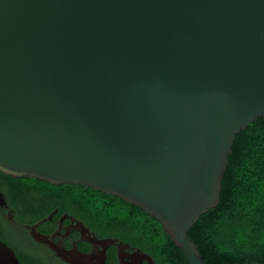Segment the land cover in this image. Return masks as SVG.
I'll return each instance as SVG.
<instances>
[{
  "label": "water",
  "instance_id": "obj_1",
  "mask_svg": "<svg viewBox=\"0 0 264 264\" xmlns=\"http://www.w3.org/2000/svg\"><path fill=\"white\" fill-rule=\"evenodd\" d=\"M263 117L264 0H0V172L133 204L189 264H207L189 230ZM34 238L67 264L116 245ZM0 264H21L1 240Z\"/></svg>",
  "mask_w": 264,
  "mask_h": 264
},
{
  "label": "trees",
  "instance_id": "obj_2",
  "mask_svg": "<svg viewBox=\"0 0 264 264\" xmlns=\"http://www.w3.org/2000/svg\"><path fill=\"white\" fill-rule=\"evenodd\" d=\"M0 186L19 208L20 219L35 214L36 222L53 208L69 204L98 235L137 246L156 264H189L159 222L118 197L1 172ZM188 235L207 264H264V117L236 137L220 202L200 217ZM18 256L23 264H42L37 256Z\"/></svg>",
  "mask_w": 264,
  "mask_h": 264
},
{
  "label": "flooded vegetation",
  "instance_id": "obj_3",
  "mask_svg": "<svg viewBox=\"0 0 264 264\" xmlns=\"http://www.w3.org/2000/svg\"><path fill=\"white\" fill-rule=\"evenodd\" d=\"M6 190L0 186V219L3 226L0 230V240L14 251L21 264L23 262L18 254L22 253L41 258L42 264H67L56 256L48 244L36 242L34 238L36 235L68 251L77 247L85 254L98 253L102 249L101 246H94L86 239L93 237L99 240L112 239L116 241V245L107 249L106 264H146V261H141V255L144 253L150 256L137 246L117 238L98 235L72 212L73 208L69 204L53 208L36 222L32 221L37 216L35 214L25 217L24 220L20 219L19 208L11 203ZM14 237L19 241H15Z\"/></svg>",
  "mask_w": 264,
  "mask_h": 264
},
{
  "label": "rangeland",
  "instance_id": "obj_4",
  "mask_svg": "<svg viewBox=\"0 0 264 264\" xmlns=\"http://www.w3.org/2000/svg\"><path fill=\"white\" fill-rule=\"evenodd\" d=\"M14 240L17 241V242L19 241V239L17 237H14Z\"/></svg>",
  "mask_w": 264,
  "mask_h": 264
}]
</instances>
